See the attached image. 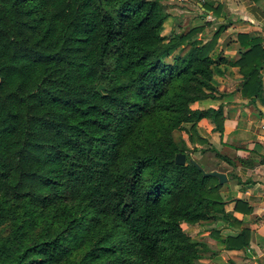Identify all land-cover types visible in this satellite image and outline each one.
Here are the masks:
<instances>
[{
  "label": "trees",
  "instance_id": "16d2710c",
  "mask_svg": "<svg viewBox=\"0 0 264 264\" xmlns=\"http://www.w3.org/2000/svg\"><path fill=\"white\" fill-rule=\"evenodd\" d=\"M166 2L0 0V264H199L184 225L229 219L192 157H221L198 124L223 134V107L193 105L217 97L225 29L164 36ZM238 38L241 94L264 103L261 39Z\"/></svg>",
  "mask_w": 264,
  "mask_h": 264
},
{
  "label": "crops",
  "instance_id": "0c3cea01",
  "mask_svg": "<svg viewBox=\"0 0 264 264\" xmlns=\"http://www.w3.org/2000/svg\"><path fill=\"white\" fill-rule=\"evenodd\" d=\"M167 3L165 11L169 16L164 36L204 27L198 39L205 42L219 25L225 29L212 55L218 60L213 76L217 97L193 105L202 109L223 107V134L215 129L211 119L198 124L200 135L209 142V146H200L199 151L213 148L221 157H215L212 151L194 155L205 162L213 160L210 169L226 175L227 181L220 191L229 219L219 217L184 225V231L208 247L199 264H264V103L259 100L252 103L242 96L239 68L230 65L242 50L240 33L249 34L251 39L259 37L264 48V0H167ZM216 9L219 15H215ZM261 75L264 89V64ZM242 231L247 232L248 244L240 249L229 247L227 240H234Z\"/></svg>",
  "mask_w": 264,
  "mask_h": 264
},
{
  "label": "water",
  "instance_id": "95a60500",
  "mask_svg": "<svg viewBox=\"0 0 264 264\" xmlns=\"http://www.w3.org/2000/svg\"><path fill=\"white\" fill-rule=\"evenodd\" d=\"M102 88L103 87L100 86V89H102ZM175 162L179 165L186 164V155L183 153L177 154L175 157ZM205 175L217 177L220 184H224L227 181L226 175L224 173L219 172V171L206 172Z\"/></svg>",
  "mask_w": 264,
  "mask_h": 264
},
{
  "label": "rangeland",
  "instance_id": "374dc122",
  "mask_svg": "<svg viewBox=\"0 0 264 264\" xmlns=\"http://www.w3.org/2000/svg\"><path fill=\"white\" fill-rule=\"evenodd\" d=\"M166 4H168L167 2H166ZM212 33V32H211ZM210 33V34H211ZM194 159H196V160H200L202 163H204V165H205V167L207 168V169H210L211 167H213V160H211V161H208V160H206V162H205V159H202V158H200L199 157V155H193L192 156ZM5 229V228H4ZM4 233H6V232H8V228H6V230H4L3 231Z\"/></svg>",
  "mask_w": 264,
  "mask_h": 264
}]
</instances>
